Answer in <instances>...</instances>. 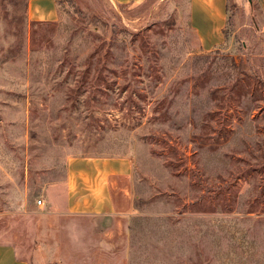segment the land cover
Returning a JSON list of instances; mask_svg holds the SVG:
<instances>
[{"label":"rangeland","instance_id":"374dc122","mask_svg":"<svg viewBox=\"0 0 264 264\" xmlns=\"http://www.w3.org/2000/svg\"><path fill=\"white\" fill-rule=\"evenodd\" d=\"M0 0V248L29 264H264V0L204 51L189 0ZM131 160L113 215L73 159ZM43 200L39 207L38 201Z\"/></svg>","mask_w":264,"mask_h":264},{"label":"crops","instance_id":"0c3cea01","mask_svg":"<svg viewBox=\"0 0 264 264\" xmlns=\"http://www.w3.org/2000/svg\"><path fill=\"white\" fill-rule=\"evenodd\" d=\"M117 3L132 0H112ZM57 0H30L32 21H56ZM264 6V3H263ZM190 22L204 51H210L226 40L228 24L227 0H189ZM133 174L127 158L73 159L69 163L66 186L67 208L82 215H113L116 207L112 195L114 178H129ZM0 264H29L15 256L11 247L0 248Z\"/></svg>","mask_w":264,"mask_h":264},{"label":"trees","instance_id":"16d2710c","mask_svg":"<svg viewBox=\"0 0 264 264\" xmlns=\"http://www.w3.org/2000/svg\"><path fill=\"white\" fill-rule=\"evenodd\" d=\"M227 11H228V5H227ZM231 17L230 16H228V24H229V22L231 21ZM227 28V27H226ZM225 36H226V39H227V32H226V29H225Z\"/></svg>","mask_w":264,"mask_h":264},{"label":"built area","instance_id":"2783aa9c","mask_svg":"<svg viewBox=\"0 0 264 264\" xmlns=\"http://www.w3.org/2000/svg\"><path fill=\"white\" fill-rule=\"evenodd\" d=\"M37 203H38L39 207H41V206H43L44 202H43V200H39Z\"/></svg>","mask_w":264,"mask_h":264}]
</instances>
